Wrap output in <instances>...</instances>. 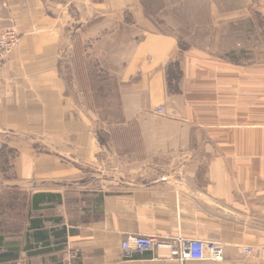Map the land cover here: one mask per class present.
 <instances>
[{"label":"crops","instance_id":"0c3cea01","mask_svg":"<svg viewBox=\"0 0 264 264\" xmlns=\"http://www.w3.org/2000/svg\"><path fill=\"white\" fill-rule=\"evenodd\" d=\"M243 9L0 0V28L20 35L0 66V264H264V68L199 47L222 43ZM86 58L98 70L84 76L114 80L119 117L91 105ZM134 235L212 240L223 257L123 250Z\"/></svg>","mask_w":264,"mask_h":264},{"label":"rangeland","instance_id":"374dc122","mask_svg":"<svg viewBox=\"0 0 264 264\" xmlns=\"http://www.w3.org/2000/svg\"><path fill=\"white\" fill-rule=\"evenodd\" d=\"M214 2L216 5L229 7L231 11L236 10L237 7L245 8L243 9L245 11V16L243 20H239L240 24L238 28H232V26H230L229 30H227L228 37L225 38L222 43L201 45L199 47L204 48L214 56L225 57L231 55V60L235 62H237V58H239V63L247 66L249 70H252L254 65L264 68V13L258 11L257 7L259 6H255L252 3L250 4L248 0H214ZM262 7H264L263 4ZM215 31V28L208 30L200 29L198 33L210 34ZM202 38L206 37L195 39L200 40ZM76 63V69L81 74L79 77L81 82L92 92L89 94L91 105L96 106L102 118L119 117L118 95L114 80L107 77L103 72L100 73V75L96 74V77H94L93 75H95L98 69L97 66L93 68L95 64L88 58L75 61V64ZM88 70L89 72H93L92 76L83 75ZM3 196L9 198L7 193L3 194ZM4 216L6 220L10 221L9 224L13 223L12 220L15 218L13 211H6Z\"/></svg>","mask_w":264,"mask_h":264},{"label":"built area","instance_id":"2783aa9c","mask_svg":"<svg viewBox=\"0 0 264 264\" xmlns=\"http://www.w3.org/2000/svg\"><path fill=\"white\" fill-rule=\"evenodd\" d=\"M19 45L20 35L13 27L0 28V66L5 62L8 54L18 48ZM157 112L163 113L164 109L159 107ZM157 247L167 248L170 255L180 261L205 259L218 261L223 257V248L219 242L202 238L134 235L128 236L121 242L123 250L136 253ZM252 250V247L242 248L243 253H249Z\"/></svg>","mask_w":264,"mask_h":264},{"label":"trees","instance_id":"16d2710c","mask_svg":"<svg viewBox=\"0 0 264 264\" xmlns=\"http://www.w3.org/2000/svg\"><path fill=\"white\" fill-rule=\"evenodd\" d=\"M0 169L4 171L6 177L9 176V157L7 151L4 150L0 151Z\"/></svg>","mask_w":264,"mask_h":264}]
</instances>
